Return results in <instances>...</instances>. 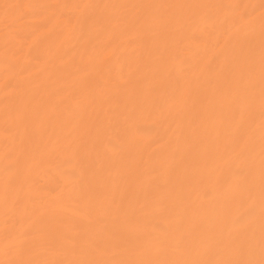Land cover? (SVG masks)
Masks as SVG:
<instances>
[{
	"label": "bare ground",
	"instance_id": "bare-ground-1",
	"mask_svg": "<svg viewBox=\"0 0 264 264\" xmlns=\"http://www.w3.org/2000/svg\"><path fill=\"white\" fill-rule=\"evenodd\" d=\"M0 264H264V0H0Z\"/></svg>",
	"mask_w": 264,
	"mask_h": 264
}]
</instances>
